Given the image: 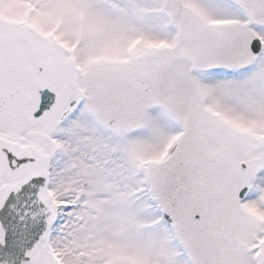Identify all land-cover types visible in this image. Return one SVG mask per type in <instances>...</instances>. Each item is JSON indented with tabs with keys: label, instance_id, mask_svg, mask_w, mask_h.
Here are the masks:
<instances>
[{
	"label": "snow or ice",
	"instance_id": "1",
	"mask_svg": "<svg viewBox=\"0 0 264 264\" xmlns=\"http://www.w3.org/2000/svg\"><path fill=\"white\" fill-rule=\"evenodd\" d=\"M0 264H264V0H0Z\"/></svg>",
	"mask_w": 264,
	"mask_h": 264
}]
</instances>
